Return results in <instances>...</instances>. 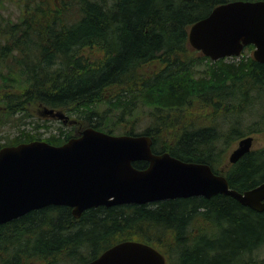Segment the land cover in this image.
Masks as SVG:
<instances>
[{
	"label": "trees",
	"instance_id": "obj_1",
	"mask_svg": "<svg viewBox=\"0 0 264 264\" xmlns=\"http://www.w3.org/2000/svg\"><path fill=\"white\" fill-rule=\"evenodd\" d=\"M21 1L17 23L0 16V94L11 115L67 109L76 133L149 135L155 154L208 164L239 192L264 182V148L221 169L236 141L264 133V64L254 46L213 61L189 43L193 24L237 0ZM92 46L93 61L81 53ZM34 140L22 131L0 149ZM124 241L155 247L167 264H264V212L225 195L101 206L78 219L49 206L0 225V264H86Z\"/></svg>",
	"mask_w": 264,
	"mask_h": 264
},
{
	"label": "water",
	"instance_id": "obj_2",
	"mask_svg": "<svg viewBox=\"0 0 264 264\" xmlns=\"http://www.w3.org/2000/svg\"><path fill=\"white\" fill-rule=\"evenodd\" d=\"M189 43L213 61L240 57L254 46L264 64V0H237L213 9L189 29ZM44 114L69 116L45 107ZM246 136L229 155L236 164L250 153ZM149 135H114L86 128L62 145L36 140L0 149V225L49 206H66L73 216L101 206L144 205L180 198L225 195L264 212V182L239 192L208 164L155 154ZM146 161L138 169L135 162ZM225 171V170H224ZM86 264H167L163 253L137 241L118 243Z\"/></svg>",
	"mask_w": 264,
	"mask_h": 264
},
{
	"label": "rangeland",
	"instance_id": "obj_3",
	"mask_svg": "<svg viewBox=\"0 0 264 264\" xmlns=\"http://www.w3.org/2000/svg\"><path fill=\"white\" fill-rule=\"evenodd\" d=\"M23 2L21 0H5V4L2 5L0 9V16L6 23H17L20 19V16L23 13ZM254 50L251 51L253 55ZM81 53L89 60L93 61L100 54L98 47L92 46L81 50ZM248 53L247 50L243 54ZM242 54V55H243ZM8 92H11L12 89H8ZM4 92L0 94V146L9 143L12 139L18 137L22 131L29 133H38L40 140H47L53 135H60L62 132L69 133L72 136H76V131L71 125H65L60 120L50 119L48 117L41 116L43 110L42 105H31L27 107V110L22 111L18 114L11 115L13 112L10 111L4 103ZM65 113L71 118L75 119L76 116L72 114L69 110L64 109ZM198 114L197 112H195ZM193 114L197 117L196 114ZM257 119V118H255ZM253 119L252 121H254ZM148 122L144 121L141 123L143 127L138 129V132L143 131V128L147 126ZM41 125L39 129H34L36 126ZM131 128V126H130ZM255 138L254 150L264 148V133H254L252 134ZM63 137V135L61 136ZM238 141H236L226 152L225 164H223L221 169H226L229 164V155L230 153L237 148ZM31 264H41L40 262H33Z\"/></svg>",
	"mask_w": 264,
	"mask_h": 264
},
{
	"label": "flooded vegetation",
	"instance_id": "obj_4",
	"mask_svg": "<svg viewBox=\"0 0 264 264\" xmlns=\"http://www.w3.org/2000/svg\"><path fill=\"white\" fill-rule=\"evenodd\" d=\"M41 116H43V117H48V118H50V119H54V120H60V121H62L65 125H71V126H73V125H75V122L73 121V120H66V119H61V118H59L58 116H55V115H46V114H44V111L42 110V112H41ZM82 132H83V127H80L79 128V130H78V132L76 133V136H74V137H77V136H80V135H82ZM42 141H46L47 142V140H42Z\"/></svg>",
	"mask_w": 264,
	"mask_h": 264
}]
</instances>
